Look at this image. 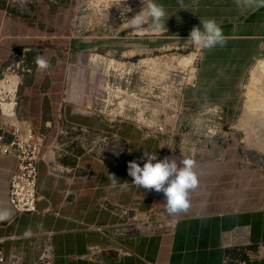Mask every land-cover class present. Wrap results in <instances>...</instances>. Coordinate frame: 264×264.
Returning <instances> with one entry per match:
<instances>
[{
    "label": "crops",
    "instance_id": "obj_1",
    "mask_svg": "<svg viewBox=\"0 0 264 264\" xmlns=\"http://www.w3.org/2000/svg\"><path fill=\"white\" fill-rule=\"evenodd\" d=\"M156 2L165 6L166 27L174 28L171 33L175 35L188 37L194 26H200V19L214 18L220 25L226 43L204 49L199 75L184 90L183 101L192 110L214 104L227 116L237 115L243 78L264 43V7L237 6L235 0H183V8L179 0ZM73 5L74 0H58L56 5L30 0L29 15L14 8L6 14L0 10V71L15 52L24 51L25 61L32 64V71L20 80L17 111L27 117L35 132L44 134L42 152L58 126L72 123L116 133L127 141L129 151L121 160L99 162L75 149V156L61 160L69 171L59 175L50 174L41 159L37 163V212L17 218L7 193L15 159L0 156V213H8L0 219L2 253L18 254L21 264H41L36 261L41 235L50 232L51 264H229L238 260L264 264V168L242 172L241 186L232 188L238 179L231 155L221 164L195 161L199 184L190 192V207L172 216L166 229L128 223L116 211L143 212L154 203L166 208L162 192L132 183L129 161L143 167L144 151L160 160L169 157L178 166L184 159L163 155L156 139L143 138L130 123L110 126L89 112L98 94L91 92L94 77L86 80L82 73L86 69L90 73L94 61L80 62L74 53L116 56L118 47H82L88 45L83 39L65 36ZM37 54L50 62V68H37L33 60ZM109 174H115V186ZM125 181L127 187H122ZM91 247L98 250L94 260L85 258ZM225 257L230 262L225 263Z\"/></svg>",
    "mask_w": 264,
    "mask_h": 264
},
{
    "label": "rangeland",
    "instance_id": "obj_2",
    "mask_svg": "<svg viewBox=\"0 0 264 264\" xmlns=\"http://www.w3.org/2000/svg\"><path fill=\"white\" fill-rule=\"evenodd\" d=\"M93 3L98 8L104 6L102 15L87 29L69 26L65 32V36L86 41L88 45L82 47H99L97 44L118 47L116 56L93 51L74 53V59L80 62L94 61L90 73L87 69L82 73L86 80L89 76L95 79L90 85L91 92L99 95L106 77L111 80L113 76L120 80L122 88L127 86V92L143 97L148 95L153 109L151 122L154 125L164 123L163 137H171L175 145L183 148L185 155V151H193L190 159L221 164L231 155L235 164L234 178L238 179L234 180L232 188L241 186L242 172L264 168V65L261 64L264 43L256 50L243 78V97L237 115L227 116L214 104L192 110L183 101L184 90L191 87L199 75L204 49L185 41L188 37L171 33L172 27H166L167 30L160 33L152 32L147 25L141 32L125 27L126 19L142 8L141 0H126L124 4L122 0H95ZM125 7H130L131 11ZM125 80L131 83L127 85ZM213 106L219 107L221 113L205 111ZM231 150L233 153H229ZM174 156L189 158L177 153ZM154 204L162 209L165 217L172 218L163 205ZM156 217L152 214L151 219Z\"/></svg>",
    "mask_w": 264,
    "mask_h": 264
},
{
    "label": "built area",
    "instance_id": "obj_3",
    "mask_svg": "<svg viewBox=\"0 0 264 264\" xmlns=\"http://www.w3.org/2000/svg\"><path fill=\"white\" fill-rule=\"evenodd\" d=\"M95 0H74L71 11L70 28L81 27L87 29L92 21L101 16L104 6L98 8ZM49 5H56L58 0H46ZM3 6L0 10L6 14L10 8L21 14L29 15L30 0H0ZM96 55V54H94ZM98 57L104 56L98 55ZM137 64V63H136ZM134 66L133 63L130 64ZM32 64L25 61V52L12 53V59L0 71V156H10L15 159V168L8 180V205L17 218L22 214L35 213L37 201V163L45 161L50 174L59 175L68 172L61 160L68 156H75L74 150L80 149L84 155L99 161L121 160L129 151L127 141L113 132H98L82 124H63L56 128L52 141L42 152L44 134L32 129L27 117L20 116L17 111L19 85L21 77L31 72ZM113 72H116L113 70ZM130 84V81H124ZM194 85V82L191 86ZM127 86L121 87L120 80L109 76L103 82V90L96 98L95 105L90 113L101 116L110 126L116 123H130L141 131L143 138H156L161 153L165 156L178 154L182 157L193 158L191 150L183 152V148L175 145L171 137H163L165 124L154 125L150 116L153 114L152 101L148 95L144 97L134 92H127ZM210 113H221L217 106L205 109ZM159 134L160 136H157ZM131 224L152 226L158 230L168 228L173 218L164 216L162 209L153 204L146 212L126 209L116 210ZM152 214L156 218L151 219ZM43 240L40 245L36 261L41 264H51L53 246L51 233H42ZM98 250L91 247L85 255L88 260H94ZM225 263L230 260L225 257ZM0 264H21L18 254L5 256L0 250ZM229 264H245L243 260Z\"/></svg>",
    "mask_w": 264,
    "mask_h": 264
},
{
    "label": "clouds",
    "instance_id": "obj_4",
    "mask_svg": "<svg viewBox=\"0 0 264 264\" xmlns=\"http://www.w3.org/2000/svg\"><path fill=\"white\" fill-rule=\"evenodd\" d=\"M235 2L237 6L242 7H264V0H235ZM124 3L126 0H122V4ZM141 3L142 8L132 18L126 19L125 27L133 32L144 31L146 25L154 33L167 30L166 21L169 18L165 19L167 16L165 6L157 3L156 0H141ZM179 3L183 8V0H179ZM125 8L128 12L131 11L130 7ZM185 41L200 49H212L217 45L223 47L226 37L217 21L214 18H207L200 19V26H194ZM33 60L39 70H46L51 66L41 54H37ZM141 159L145 161L143 167L135 160L128 162L127 171L133 178L132 183L143 189L162 192L165 196L166 212L170 216L175 217L187 211L190 207V192L199 184L194 171L195 161L186 158L182 160V166H178L175 160H170L169 157L160 160L156 154L148 151H144ZM109 176L115 186L117 181L115 174ZM127 183L125 181L122 187H127ZM7 215V212L0 213V219L7 218Z\"/></svg>",
    "mask_w": 264,
    "mask_h": 264
},
{
    "label": "bare ground",
    "instance_id": "obj_5",
    "mask_svg": "<svg viewBox=\"0 0 264 264\" xmlns=\"http://www.w3.org/2000/svg\"><path fill=\"white\" fill-rule=\"evenodd\" d=\"M262 65H264V61L261 62ZM252 103V102H251Z\"/></svg>",
    "mask_w": 264,
    "mask_h": 264
}]
</instances>
